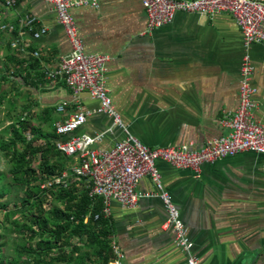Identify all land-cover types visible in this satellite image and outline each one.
Segmentation results:
<instances>
[{
    "label": "crops",
    "instance_id": "0c3cea01",
    "mask_svg": "<svg viewBox=\"0 0 264 264\" xmlns=\"http://www.w3.org/2000/svg\"><path fill=\"white\" fill-rule=\"evenodd\" d=\"M8 1L0 0V73L16 75L10 84L15 86L12 96L21 99L20 111L35 127L48 130L77 111V105L97 108L98 101L87 92L74 94L63 79L46 78L70 50L53 5L47 0ZM71 12L84 50L110 57L107 93L128 133L146 146L190 144L201 150L209 140L227 136L230 129L223 122L238 107L247 53L257 88L253 117L264 125V45L246 47L230 15L178 12L170 24L148 31L140 0H99L97 8L75 6ZM26 14L36 17L34 30L43 26L46 32L34 38L20 24ZM25 44L28 51H20ZM60 104L63 111L57 110ZM108 126L111 117L93 113L73 134H94ZM124 138L114 128L94 147L108 150ZM71 159L73 164L75 157ZM157 166L200 264H264L263 154L243 152L205 164L199 177L164 162ZM74 176L80 189L90 186L87 179ZM138 191L154 193V181L143 178ZM109 210L104 216L111 224L112 243L124 256L122 264H187L158 198H142L133 209L111 200Z\"/></svg>",
    "mask_w": 264,
    "mask_h": 264
},
{
    "label": "built area",
    "instance_id": "2783aa9c",
    "mask_svg": "<svg viewBox=\"0 0 264 264\" xmlns=\"http://www.w3.org/2000/svg\"><path fill=\"white\" fill-rule=\"evenodd\" d=\"M53 5L57 22L62 26L68 39L70 50L59 58L57 65L46 72V78L54 81L61 78L74 94L85 91L98 101L95 109L76 106L77 111L67 119L55 125L58 136L54 140L55 148L65 156L75 157L70 166L71 172L85 178L90 183V195L103 202V215L110 214L109 202L116 201L133 209L142 198H158L168 213L167 225L174 235V243L187 256V264H200L195 253V244L185 225L180 210L173 197L164 187L162 175L157 163L164 162L176 169L190 170L196 177L202 172L205 164L234 157L243 152H254L264 155V125L257 123L253 111L257 107V88L253 85L254 65L247 53L241 67L239 85V103L234 114L223 122L230 132L227 136L209 140L201 150L192 145L180 147L150 148L127 128L115 111L105 86V70L110 57L104 54L87 53L78 34L71 9L75 6H91L97 8L99 0H47ZM14 0H9L12 3ZM145 11L147 29L160 28L170 24L176 13L183 12L198 15L228 14L237 24L246 47L253 44L264 45V0H140ZM36 17L26 14L21 26L32 32L34 38L46 32L41 26L34 30ZM13 46H17L16 43ZM28 45L19 46V50L27 52ZM34 55L37 52H33ZM13 73L6 74L9 79ZM1 78V74H0ZM64 107L57 106L58 111ZM93 113H103L112 118V126L94 134H73ZM114 128L121 129L125 138L115 142L108 150L94 147L106 134ZM70 134L67 139L61 138ZM67 173L64 172L63 176ZM150 177L156 186L154 193L138 191L140 181ZM115 259L111 264H122L124 256L115 242L112 243Z\"/></svg>",
    "mask_w": 264,
    "mask_h": 264
},
{
    "label": "trees",
    "instance_id": "16d2710c",
    "mask_svg": "<svg viewBox=\"0 0 264 264\" xmlns=\"http://www.w3.org/2000/svg\"><path fill=\"white\" fill-rule=\"evenodd\" d=\"M15 80L1 74L0 105L6 100L10 110L0 132V264H111L113 232L101 199L89 185L78 187L71 156L55 148V129L35 127L17 111L19 96L6 97L2 84Z\"/></svg>",
    "mask_w": 264,
    "mask_h": 264
},
{
    "label": "rangeland",
    "instance_id": "374dc122",
    "mask_svg": "<svg viewBox=\"0 0 264 264\" xmlns=\"http://www.w3.org/2000/svg\"><path fill=\"white\" fill-rule=\"evenodd\" d=\"M1 90L4 92H7L6 97L8 96L14 99V96H12V93L15 90L14 85L10 83H7V84L3 83ZM20 101H21L20 98H17V100L15 101L18 104L17 111H19L18 109H20V105H21ZM8 110H10V107L8 106L6 100H3L2 104L0 105V132L9 123V121L6 119L8 115ZM0 171H6L5 161L1 155H0Z\"/></svg>",
    "mask_w": 264,
    "mask_h": 264
}]
</instances>
